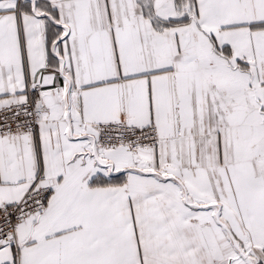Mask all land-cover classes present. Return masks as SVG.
Listing matches in <instances>:
<instances>
[{
  "label": "snow or ice",
  "instance_id": "obj_1",
  "mask_svg": "<svg viewBox=\"0 0 264 264\" xmlns=\"http://www.w3.org/2000/svg\"><path fill=\"white\" fill-rule=\"evenodd\" d=\"M0 264H264V0H0Z\"/></svg>",
  "mask_w": 264,
  "mask_h": 264
}]
</instances>
